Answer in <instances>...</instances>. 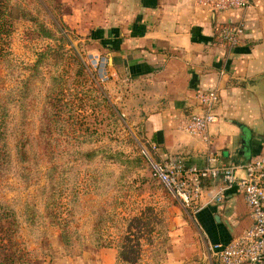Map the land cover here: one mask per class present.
Wrapping results in <instances>:
<instances>
[{
	"label": "crops",
	"instance_id": "obj_1",
	"mask_svg": "<svg viewBox=\"0 0 264 264\" xmlns=\"http://www.w3.org/2000/svg\"><path fill=\"white\" fill-rule=\"evenodd\" d=\"M54 1L65 28L91 44L94 63L105 61L112 105L148 147L155 146L156 161L175 158L202 169L208 152L228 165L264 156V0H249L245 12H210L197 0ZM228 25L243 27L233 48L216 37ZM210 90L219 94L215 121L204 136H194L187 120L199 113L195 95ZM219 188L206 183L198 211L192 219L186 215L214 264L209 247L226 246L253 224L243 197L231 189L218 202ZM176 210L175 221L184 212L179 205ZM116 255L101 249L96 264H116ZM179 257L168 253L162 264H182Z\"/></svg>",
	"mask_w": 264,
	"mask_h": 264
},
{
	"label": "rangeland",
	"instance_id": "obj_2",
	"mask_svg": "<svg viewBox=\"0 0 264 264\" xmlns=\"http://www.w3.org/2000/svg\"><path fill=\"white\" fill-rule=\"evenodd\" d=\"M27 6L57 39H64L61 46L68 58L61 74L65 81L61 99L62 105L72 112H66L64 118L72 115L76 120L69 121V131H64L62 136H84L85 129L88 128L87 133H95L90 137L93 138L92 143L97 142L95 148L108 146L113 152L120 153L123 159H140L141 166L131 172L127 170V183L117 188L102 184L95 188L77 179L73 193L61 190L54 195L50 193L53 198H48L50 194L45 192L43 197L40 191L45 186L46 179L42 177V173L52 160H57V155L54 152H43L37 118L41 103L31 102L32 111L24 121L25 136L34 158L27 165L29 171L24 177L16 172L0 176V201L3 202L0 211L6 216L12 211L13 215L10 214V217L16 218L17 225L15 222L14 228H18V233L11 239L4 237L7 255L14 254L13 252L17 256L23 255L25 264H96L101 249L92 247L91 242L95 243L96 233H91L95 225L101 229L99 236H102V240L113 242L114 245L122 243L131 246L136 253L127 251L128 255L132 257L134 254L137 258L140 256L144 264L151 262L150 256L156 245L163 240L160 252L165 254L164 261L168 253L177 252L181 253L179 258L183 260L182 264H214L211 256L208 257L206 240L190 223L193 214L185 211L178 200L153 177L149 162L142 154L143 148L150 150L140 131L130 128L121 116L120 122H115L110 117V112L102 104L98 105L100 100L91 92L92 86L95 84L103 93H107V76L105 67L101 72L100 63L96 65L91 58V44L65 28L62 23L63 10L58 1L28 0ZM33 31V26L26 21L18 20L14 23V32L6 50L11 66L6 69L4 65H0V91L11 89L16 78L24 80L28 75L27 68L36 62L38 54L47 48L58 46L50 39L38 37ZM41 68L46 77L52 75L51 66L43 65ZM79 71L82 76L78 74ZM34 87L38 91L41 83L37 81ZM40 92L44 94L45 90ZM72 121L75 123L72 124ZM109 169L112 172L121 170L118 166H111ZM96 170L99 175L103 172L98 166ZM80 173L86 178V171ZM73 195L77 196L78 201L74 205L75 214L69 216L65 213L66 205ZM45 199L50 200L49 203L53 205L52 213L44 209ZM178 205L184 212L180 210L183 214L175 221L174 210L179 211ZM32 207H37L35 216V210H30ZM10 220L8 222L13 224ZM62 220L74 221L70 224L73 248L69 253L63 250L60 240L58 223ZM163 233L164 235L159 236ZM188 244L192 249L186 253L184 249L187 250Z\"/></svg>",
	"mask_w": 264,
	"mask_h": 264
},
{
	"label": "trees",
	"instance_id": "obj_3",
	"mask_svg": "<svg viewBox=\"0 0 264 264\" xmlns=\"http://www.w3.org/2000/svg\"><path fill=\"white\" fill-rule=\"evenodd\" d=\"M27 2L28 0H0V65H4L6 69L11 66V61L7 59L6 50L9 48V38L14 32V23L18 20L28 22L33 26V32L38 37L50 39L56 42L58 46L47 48V50L38 54L36 62L27 68L28 75L24 80L20 81L16 78L11 89L0 91V176L15 174L16 172V174L20 173L24 177L29 171L27 165L34 158L31 145L25 136L24 121L32 111L33 106L30 108L31 102L40 101L41 108L37 118L40 123L43 152H54L57 155V160H52L42 173V177L46 179L45 186L40 191L43 197L45 192L48 195L50 193L54 195L61 190H69L73 193L77 179L82 182L85 181L87 186L90 185L95 188L98 184L110 186L111 188L125 185L128 171L131 172L136 168H140V159L132 161L123 159L120 153L113 152L108 146L95 148L97 142L92 143L93 138L90 139L95 133H87L88 128L85 129L86 134L84 136L71 137L68 134L62 136L64 131H69V121L76 120L72 115L67 119L64 118L66 112L69 114H72V112L68 107L62 105L61 99L63 85L65 84L64 75L61 74L65 69L68 58L67 53L64 52L61 46L64 39H57L44 22L30 12ZM50 61H53V63L50 64ZM43 65L45 67L51 66L52 70L50 72L52 75L50 77H46L42 73L43 68L41 67ZM78 74L82 76L81 71ZM37 81L41 83L38 91L34 87ZM42 89L45 90L44 94L40 92ZM91 92L99 98L100 103L98 105L102 104L110 112V117L115 122H120L121 113L111 104L108 94L103 93L95 84L92 86ZM73 123L75 122L72 121ZM52 128L53 130H51ZM96 166L103 170L101 175L96 170ZM111 166H118L121 170L112 172L109 169ZM83 170L92 174L85 173L86 178H84L80 173ZM52 194L48 198H53ZM77 201V196L73 195L72 200L66 205V214H69V216L75 214L74 205ZM49 202L50 200L45 199L46 206L44 209L51 212L53 205ZM0 206H3L1 201ZM33 209L35 210V216L37 207L30 208V210ZM10 214L13 215L12 211L7 216L0 211V264H25L23 255L17 256L15 252L7 255L8 251L5 250L7 246L3 244L4 237L11 239L18 233V228H14L15 222L17 225V220L15 217H10ZM8 220L13 224L9 223ZM72 222L74 221L62 220L58 223L62 248L67 253H69L71 247L73 248L70 232ZM55 224L57 225V223ZM99 225L101 226V221ZM100 231L101 229L94 225L91 233V235L94 232L96 233L95 243L94 241L91 242L94 249L115 248L117 253L116 264H144V260L140 256L137 258L134 254H132V257L128 255L127 251L135 252L131 246H125L122 243L114 245L113 242H106L102 240L101 235L99 236ZM164 233L166 232L164 231ZM164 233L159 236L164 235ZM163 242L164 240L159 243L160 245H156L152 256H150L151 262H145V264L163 263L165 254L160 252Z\"/></svg>",
	"mask_w": 264,
	"mask_h": 264
},
{
	"label": "built area",
	"instance_id": "obj_4",
	"mask_svg": "<svg viewBox=\"0 0 264 264\" xmlns=\"http://www.w3.org/2000/svg\"><path fill=\"white\" fill-rule=\"evenodd\" d=\"M197 3L210 12H245L250 7L249 0H197ZM242 35L241 25L224 26L216 32L217 40L230 48L239 44ZM101 64L105 67L104 60H101ZM220 75L223 76V71ZM195 100L199 113L188 118L187 131L194 136H204L215 121L219 94L217 90L199 91ZM149 150L143 148L142 154L149 162L153 177L178 200L185 211H198V202L206 183L220 185L218 202L223 201L224 193L231 189L243 197L253 224L226 246L209 247L217 264H264V156L242 165H228L208 152L206 166L197 169L175 158L156 161L153 157L155 146H149Z\"/></svg>",
	"mask_w": 264,
	"mask_h": 264
},
{
	"label": "water",
	"instance_id": "obj_5",
	"mask_svg": "<svg viewBox=\"0 0 264 264\" xmlns=\"http://www.w3.org/2000/svg\"><path fill=\"white\" fill-rule=\"evenodd\" d=\"M262 82L264 83V78H263Z\"/></svg>",
	"mask_w": 264,
	"mask_h": 264
},
{
	"label": "bare ground",
	"instance_id": "obj_6",
	"mask_svg": "<svg viewBox=\"0 0 264 264\" xmlns=\"http://www.w3.org/2000/svg\"><path fill=\"white\" fill-rule=\"evenodd\" d=\"M101 66H102V64H101ZM103 67V66H102Z\"/></svg>",
	"mask_w": 264,
	"mask_h": 264
}]
</instances>
